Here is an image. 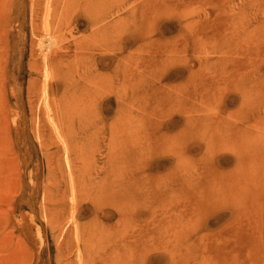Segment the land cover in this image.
<instances>
[{
    "label": "rangeland",
    "instance_id": "obj_1",
    "mask_svg": "<svg viewBox=\"0 0 264 264\" xmlns=\"http://www.w3.org/2000/svg\"><path fill=\"white\" fill-rule=\"evenodd\" d=\"M113 2L0 0V258L106 264L115 242L143 251V264H264V0H178L147 22L141 9L128 14L181 46L169 21L221 7L225 68L211 79L150 76L147 86L182 90L143 94L144 108L125 115L117 62L62 78L44 60L48 40L72 34L96 57L118 51V37L94 36L90 22L116 12L106 13ZM180 54L198 64L194 43ZM45 85L47 105L32 97Z\"/></svg>",
    "mask_w": 264,
    "mask_h": 264
},
{
    "label": "bare ground",
    "instance_id": "obj_2",
    "mask_svg": "<svg viewBox=\"0 0 264 264\" xmlns=\"http://www.w3.org/2000/svg\"><path fill=\"white\" fill-rule=\"evenodd\" d=\"M178 0H139L132 3L129 0H114L108 7L106 13L111 9L118 8L116 12L118 17L110 18V16H94L91 17V24L94 36L102 38H110L111 34L118 37V51L103 53L96 57L91 52L81 51L83 48L90 49L89 44L85 43L84 35L72 34L70 39L60 40L57 37L50 39L49 46L46 48L47 53L44 54L46 64L52 65L62 78H68L76 72L79 75L86 74L85 67L91 68L92 62L114 61L119 64L122 71V80H120L119 94L116 97V109L125 115L129 112L132 104L136 109H143L144 104L137 103L138 98L143 94H166L181 92V87L168 88L164 86L151 85L147 86L149 77H155L159 82L164 79L177 80L178 77H200L202 79H211L223 74L225 68V56L223 47L225 18L223 9H217L214 18H210V12H205V18L187 21H169L170 27L179 26L180 35L183 39L182 45L170 42L165 43L162 39L164 29L154 21L149 29L137 26L134 16L130 25V17L128 14L141 9L140 17L146 21L155 20L163 9H167ZM94 14V13H92ZM91 14V15H92ZM70 23V21L68 22ZM145 23V22H144ZM199 26V30L195 31V27ZM61 29V28H60ZM190 33V35H189ZM215 40L216 52L218 55L213 58L209 56L212 53L210 47ZM178 42L179 38L175 37ZM194 43V49L197 53L195 65L190 64L187 57L182 56L180 51L187 49L189 44ZM170 46V47H169ZM47 59V60H46ZM50 60V61H49ZM84 66V70L81 67ZM164 66L162 70L160 67ZM83 78V77H80ZM75 81V79H73ZM31 96V93H30ZM37 96V97H36ZM32 97L38 98L42 104H48V94L46 85L40 95L32 93ZM133 97V100H131ZM132 101L134 103H132ZM137 103V104H136ZM112 242V241H111ZM111 249H106V264H128L131 259H136L137 264H143V251L127 246L126 243H115ZM79 246V245H78ZM100 244L90 239V243L86 246V250L92 253H98ZM60 250V248H59ZM79 255H81L78 252ZM137 254V257L135 255ZM8 258H0V264H6Z\"/></svg>",
    "mask_w": 264,
    "mask_h": 264
}]
</instances>
